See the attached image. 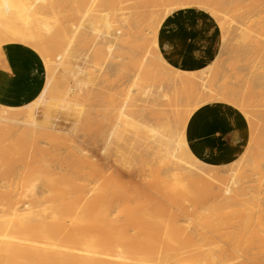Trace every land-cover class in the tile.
Masks as SVG:
<instances>
[{
	"label": "bare ground",
	"instance_id": "obj_1",
	"mask_svg": "<svg viewBox=\"0 0 264 264\" xmlns=\"http://www.w3.org/2000/svg\"><path fill=\"white\" fill-rule=\"evenodd\" d=\"M85 1L0 0V52L2 41H19L36 46L45 55L43 87L21 107L0 103V122L27 125L22 141L44 127L39 122V116L42 114L49 118L56 99L62 104H69V91L83 92L84 87H90L89 72L80 63H76L71 70L77 79V87L63 89L56 77L67 62L68 52H73L77 37L90 33L82 20L96 5V0L89 2L79 23L75 20ZM105 1L114 3V0ZM71 3L78 5L71 7ZM133 3L134 11L122 14L118 21L126 28L125 38H120L114 31L110 12H104L102 27L95 25L94 21L90 25L91 31L98 32L99 43H108L111 56L112 51L123 48L124 42L142 47L140 60H133L132 63L136 71L132 75L131 87L115 106L113 122L107 130L102 129L106 135L102 151L106 152L121 136L125 122L132 121L137 129V139L144 144L143 150L155 153L165 164L163 181L168 185L161 188L152 184L147 203L142 196L134 201L125 199L118 213L129 214L130 223L115 227L104 223L116 203L109 187V177L105 176L106 183L91 189L71 181L69 176L67 181H59L56 177L58 173L51 170L48 164V158L54 154L37 145L33 155L29 151L24 157L27 174L30 178H42L44 175L49 185L51 204L42 205L36 198L21 208L19 201H13L12 190L4 191L0 187V264H176L174 261L179 257L181 241L173 234H163L156 217L163 212L173 213L179 202H190L184 212L192 215L202 193L208 190L219 198L218 204L225 207L235 205L241 196L234 188L233 170L210 165L191 151L186 139V126L193 112L206 103L224 101L249 113L253 109V101L233 88L213 89L209 82L213 63L197 71L182 70L168 63L159 50L158 31L168 15L193 6L208 10L211 1L133 0ZM213 3L221 6L223 1L215 0ZM53 13L56 14L55 25L50 21ZM139 29L147 31L141 35ZM53 55L57 56L55 65L51 59ZM160 73L171 86L168 90L158 87L152 92L150 88L138 87L143 80L159 77ZM80 75L87 80L79 78ZM141 90L143 95L140 96ZM9 109L22 110L10 112ZM145 112L161 120V123L156 125L144 120ZM178 124L181 125L180 130L177 127L175 136H172L170 132ZM7 131L0 127V162L9 159L19 147V144L7 145L3 142L1 135L7 134ZM224 171L231 175L228 183L219 176ZM218 183L225 186L221 193L215 191ZM130 224L134 225V232H130ZM195 239L189 234L183 241L196 243ZM203 245L200 244L201 247ZM207 245L209 247L204 251L208 260H215L217 254L212 252L214 243L209 241Z\"/></svg>",
	"mask_w": 264,
	"mask_h": 264
},
{
	"label": "rangeland",
	"instance_id": "obj_2",
	"mask_svg": "<svg viewBox=\"0 0 264 264\" xmlns=\"http://www.w3.org/2000/svg\"><path fill=\"white\" fill-rule=\"evenodd\" d=\"M90 1L86 0L79 11L75 19L77 23ZM210 1L208 10L193 6L201 12L200 37L196 42L203 57L201 69L213 63L209 79L212 88H233L240 95L249 97L254 106L249 113L245 110L249 125L241 135L216 141L200 158L222 170H233L234 188L241 196L235 205L225 207L218 204L219 198L208 190L202 193L192 215L184 212L190 202H179L173 213L159 214L156 222L163 234H173L181 241L179 257L174 261L176 264H264V0H222L221 6L213 3L215 0ZM113 2L96 0V5L82 20L90 33L77 37L73 52H68L66 64L56 75L59 87H77V79L71 70L76 63L83 64L91 78L90 87H84L83 92L69 91V104L56 99L49 111L50 117L39 116L44 127L24 141L22 136L27 125L0 122V127L8 130L7 134L1 135L3 142L19 144L9 159L0 162V187L4 191L12 190L13 201H19L21 208L36 198L42 205L51 204L49 185L44 175L42 178H30L27 174L24 157L29 151L33 155L37 145L54 154L48 158V164L58 173L59 181H67L69 176L71 181L91 189L100 187L107 181L105 176L109 177V187L116 203L104 223L115 227L130 221L129 214L118 213L125 199L134 201L142 196L147 203L152 184L161 188L168 185L163 181L165 164L155 153L143 150L144 144L137 139V129L132 121H126L121 136L106 152L102 151L106 138L102 129L107 130L115 119V106L131 87L132 75L136 71L133 60L139 61L142 56V47L131 42H124L123 48L112 51L111 56L108 43H99L98 32L91 31V22L102 27L104 12H110L114 31L120 38H125L126 28L118 21L122 14L134 11V3L133 0ZM77 5L69 4L71 7ZM55 18L53 13L50 19L53 25L56 24ZM18 24L23 26L22 22ZM139 30L141 35L147 31ZM44 58V53L36 46L2 41L0 70L12 73L11 65L15 63L17 69L27 70L35 81L43 83ZM51 59L55 65L57 56L53 55ZM79 78L87 80L83 75ZM138 87H147L155 92L158 87L168 90L171 86L160 73L159 77L143 80ZM29 100H20L16 105L0 103L18 108ZM9 110L19 112L22 109ZM130 113L135 116L133 111ZM143 119L156 125L161 123L147 112ZM177 127L180 130L181 125L171 130L172 136H175ZM219 176L226 183L231 177L227 171L219 173ZM216 185L215 191L223 192L224 184ZM133 227V224L129 225L130 232H134ZM189 234L195 236L196 243L183 241ZM209 241L214 243L212 252L217 254L215 260H208L204 251L209 247ZM200 244L204 245L201 247Z\"/></svg>",
	"mask_w": 264,
	"mask_h": 264
},
{
	"label": "crops",
	"instance_id": "obj_3",
	"mask_svg": "<svg viewBox=\"0 0 264 264\" xmlns=\"http://www.w3.org/2000/svg\"><path fill=\"white\" fill-rule=\"evenodd\" d=\"M200 20L199 9L188 7L176 10L162 22L158 31L159 50L173 67L187 71L202 68L203 57L196 44L200 37ZM11 66L12 73L0 70V101L16 105L20 100L30 99L39 86L43 87L45 80L37 82L27 70L17 69L15 63ZM248 125V117L238 107L221 101L206 103L188 120L187 143L200 157L216 141L241 135Z\"/></svg>",
	"mask_w": 264,
	"mask_h": 264
}]
</instances>
